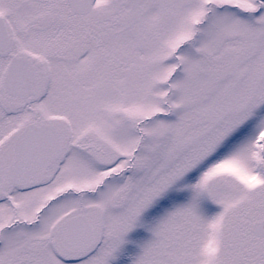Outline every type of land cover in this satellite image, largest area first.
Returning a JSON list of instances; mask_svg holds the SVG:
<instances>
[{
    "label": "snow or ice",
    "instance_id": "obj_1",
    "mask_svg": "<svg viewBox=\"0 0 264 264\" xmlns=\"http://www.w3.org/2000/svg\"><path fill=\"white\" fill-rule=\"evenodd\" d=\"M0 264H264V0H0Z\"/></svg>",
    "mask_w": 264,
    "mask_h": 264
}]
</instances>
